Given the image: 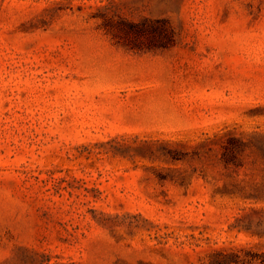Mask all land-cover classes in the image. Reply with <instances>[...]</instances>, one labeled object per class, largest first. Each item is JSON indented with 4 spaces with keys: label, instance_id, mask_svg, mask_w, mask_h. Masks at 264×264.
Masks as SVG:
<instances>
[{
    "label": "rangeland",
    "instance_id": "374dc122",
    "mask_svg": "<svg viewBox=\"0 0 264 264\" xmlns=\"http://www.w3.org/2000/svg\"><path fill=\"white\" fill-rule=\"evenodd\" d=\"M264 264V0H0V264Z\"/></svg>",
    "mask_w": 264,
    "mask_h": 264
},
{
    "label": "trees",
    "instance_id": "16d2710c",
    "mask_svg": "<svg viewBox=\"0 0 264 264\" xmlns=\"http://www.w3.org/2000/svg\"><path fill=\"white\" fill-rule=\"evenodd\" d=\"M215 264H234L229 256L220 255L215 261Z\"/></svg>",
    "mask_w": 264,
    "mask_h": 264
}]
</instances>
